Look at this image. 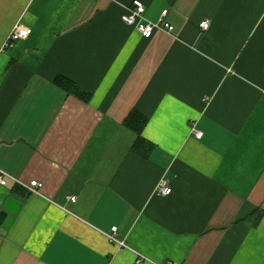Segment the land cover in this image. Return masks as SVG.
<instances>
[{
    "label": "crops",
    "instance_id": "1",
    "mask_svg": "<svg viewBox=\"0 0 264 264\" xmlns=\"http://www.w3.org/2000/svg\"><path fill=\"white\" fill-rule=\"evenodd\" d=\"M0 169V264H264V0H0Z\"/></svg>",
    "mask_w": 264,
    "mask_h": 264
},
{
    "label": "built area",
    "instance_id": "2",
    "mask_svg": "<svg viewBox=\"0 0 264 264\" xmlns=\"http://www.w3.org/2000/svg\"><path fill=\"white\" fill-rule=\"evenodd\" d=\"M145 13H146V7L145 5L140 1H134L130 7L126 9L125 14L122 16V20L125 24L129 26H133L136 28V30L139 32V34L146 38L150 39L153 37L154 33L157 31H165L168 33L173 32V26L165 21V18L168 14V11H163L160 20L156 23L148 22L145 19ZM210 27L209 21H203L200 24V28L204 31L208 30ZM30 35V30L28 28H25L23 26L17 25L10 33L5 46L10 47L14 42H17L19 40L27 39ZM196 138L200 139L203 136L202 132H197L195 134ZM12 179L17 185L21 186L25 190H27L30 194H37L40 195L41 189L43 187V184L39 181H31L30 183H24L20 179H16L14 177H11L8 175L5 171L0 169V186L5 187L7 185V179ZM172 192V189L169 186L168 181L162 180L158 186L157 194L159 196H169ZM68 200L70 202H76V197H68ZM107 239L116 245L119 246V248H126V244L123 240H120L118 238V228L112 227L111 231L109 233L105 234ZM145 261V258L141 255H138V259L136 261V264H142ZM165 264H177L175 262H167Z\"/></svg>",
    "mask_w": 264,
    "mask_h": 264
},
{
    "label": "trees",
    "instance_id": "3",
    "mask_svg": "<svg viewBox=\"0 0 264 264\" xmlns=\"http://www.w3.org/2000/svg\"><path fill=\"white\" fill-rule=\"evenodd\" d=\"M58 82L61 83L65 88L69 89L72 91L75 95H80V92L78 90V87L75 86L72 82L64 79V78H59ZM127 126L136 132L139 136L138 140L143 141L141 137L142 130L146 124V120L142 119L137 113H133L131 117L127 120L126 122Z\"/></svg>",
    "mask_w": 264,
    "mask_h": 264
},
{
    "label": "water",
    "instance_id": "4",
    "mask_svg": "<svg viewBox=\"0 0 264 264\" xmlns=\"http://www.w3.org/2000/svg\"><path fill=\"white\" fill-rule=\"evenodd\" d=\"M21 206V203L16 200L12 198L8 199L3 207V210L0 212V225L8 229L21 210Z\"/></svg>",
    "mask_w": 264,
    "mask_h": 264
}]
</instances>
